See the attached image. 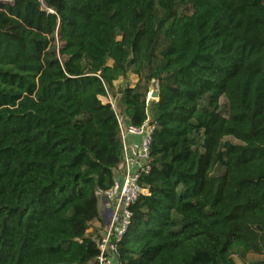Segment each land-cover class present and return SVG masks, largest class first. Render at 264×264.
<instances>
[{
    "label": "trees",
    "instance_id": "trees-1",
    "mask_svg": "<svg viewBox=\"0 0 264 264\" xmlns=\"http://www.w3.org/2000/svg\"><path fill=\"white\" fill-rule=\"evenodd\" d=\"M129 74L125 120L159 101L118 261L264 264V0L0 1V264H98L124 157L100 98Z\"/></svg>",
    "mask_w": 264,
    "mask_h": 264
},
{
    "label": "built area",
    "instance_id": "built-area-1",
    "mask_svg": "<svg viewBox=\"0 0 264 264\" xmlns=\"http://www.w3.org/2000/svg\"><path fill=\"white\" fill-rule=\"evenodd\" d=\"M149 96H152V93H149ZM100 100L104 104H110L117 112L114 100L109 94L107 97H101ZM118 121L124 149L123 165L125 175L121 182L116 203L111 208L112 214L108 225L103 234L96 239L99 250L98 264H121L118 261V247L131 224L133 214L130 209L141 195L147 193V190L139 184V180L143 174L150 172L148 163L156 123L148 119L142 126L136 127L130 124L128 120L121 119L119 114ZM129 138H136L139 141L138 151L132 156L127 154Z\"/></svg>",
    "mask_w": 264,
    "mask_h": 264
},
{
    "label": "crops",
    "instance_id": "crops-1",
    "mask_svg": "<svg viewBox=\"0 0 264 264\" xmlns=\"http://www.w3.org/2000/svg\"><path fill=\"white\" fill-rule=\"evenodd\" d=\"M138 139L136 138H129L127 142V154L129 155H135L138 151ZM125 171H124V165L123 161L118 167V169L115 171V176H116V186L115 188L108 192V193H100L99 194V211H100V217H101V222H96L93 224V227L99 231L98 235L100 236L103 234L104 230L107 227L108 221L110 219V213H108L109 210L115 205L117 196L119 195L120 187H121V182L124 178ZM102 213H104L105 217L102 216ZM106 218V220H105ZM88 234L93 235V230L91 229ZM94 238L96 236L94 235Z\"/></svg>",
    "mask_w": 264,
    "mask_h": 264
},
{
    "label": "rangeland",
    "instance_id": "rangeland-1",
    "mask_svg": "<svg viewBox=\"0 0 264 264\" xmlns=\"http://www.w3.org/2000/svg\"><path fill=\"white\" fill-rule=\"evenodd\" d=\"M0 1L12 2L13 0H0ZM57 44L58 46L60 45L59 41H57ZM138 81L139 79L137 76L129 74L125 80H120L118 83L115 84L113 91H111V97L112 96L115 97L118 94V91L121 85L134 87L138 83ZM155 91H158V84L156 82H152L149 85V93H153ZM112 99L114 100V103L116 105V100L113 97ZM155 102H157V100L153 99L152 96H149L148 94L147 112H148L149 119L151 121L154 120V112H155L154 103ZM221 104H222L223 110L225 111L227 108V101L225 99H222ZM116 108H117L118 114H120L121 119H124L123 111L121 110V108L118 107V105L116 106ZM228 140L233 142L234 144H237V142L232 139H228ZM92 230H93V234L99 237L98 235L99 231L97 230V228L95 229L93 227ZM235 260H236V264H258L260 261H262V258L250 254V255H247L245 259H241L239 256H237Z\"/></svg>",
    "mask_w": 264,
    "mask_h": 264
},
{
    "label": "water",
    "instance_id": "water-1",
    "mask_svg": "<svg viewBox=\"0 0 264 264\" xmlns=\"http://www.w3.org/2000/svg\"><path fill=\"white\" fill-rule=\"evenodd\" d=\"M152 98L155 99V100H157V101H159V92L158 91L153 92L152 93ZM108 213H110V216H111L112 210H109ZM102 216L105 217L104 213H102ZM105 220H106V218H105Z\"/></svg>",
    "mask_w": 264,
    "mask_h": 264
}]
</instances>
